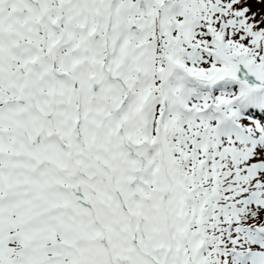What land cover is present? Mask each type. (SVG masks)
I'll return each mask as SVG.
<instances>
[{
  "label": "snow or ice",
  "instance_id": "obj_1",
  "mask_svg": "<svg viewBox=\"0 0 264 264\" xmlns=\"http://www.w3.org/2000/svg\"><path fill=\"white\" fill-rule=\"evenodd\" d=\"M0 264H264V0H0Z\"/></svg>",
  "mask_w": 264,
  "mask_h": 264
}]
</instances>
